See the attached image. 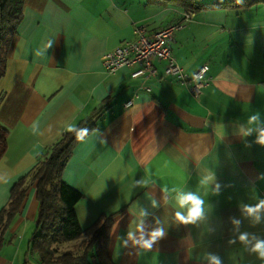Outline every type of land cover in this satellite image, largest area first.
Here are the masks:
<instances>
[{
  "label": "crops",
  "instance_id": "0c3cea01",
  "mask_svg": "<svg viewBox=\"0 0 264 264\" xmlns=\"http://www.w3.org/2000/svg\"><path fill=\"white\" fill-rule=\"evenodd\" d=\"M182 13L143 0L24 1L0 81V126L9 132L0 210L42 149L96 114L62 179L81 194L74 210L82 231L112 217L105 260L264 264L252 251L264 241V208L248 212L264 202V0L195 11L174 33L170 50L185 73L210 69L212 81L198 96L191 83L103 68L102 57L134 40L136 26L154 32ZM154 66L163 74L164 62ZM189 194L203 211L182 223L177 213L188 209L179 200ZM37 210L33 184L5 233L0 264H39L30 252ZM157 231L163 235L143 247Z\"/></svg>",
  "mask_w": 264,
  "mask_h": 264
},
{
  "label": "trees",
  "instance_id": "16d2710c",
  "mask_svg": "<svg viewBox=\"0 0 264 264\" xmlns=\"http://www.w3.org/2000/svg\"><path fill=\"white\" fill-rule=\"evenodd\" d=\"M25 0H0V81L11 42L23 20ZM147 5L175 6L183 11L220 8H247L262 0H143ZM181 18V21H182ZM192 20V19H191ZM179 23V22H178ZM3 96L0 97V104ZM96 114L80 122L53 145L42 149L33 168L11 188L7 204L0 210V250L5 244V233L19 214L29 187L36 184L38 210L30 252L39 264H110L103 256L108 247L112 217H101L96 226L82 231L74 206L81 194L62 179L64 169L75 145L94 127ZM9 132L0 126V161L8 147ZM100 223V225H98Z\"/></svg>",
  "mask_w": 264,
  "mask_h": 264
},
{
  "label": "built area",
  "instance_id": "2783aa9c",
  "mask_svg": "<svg viewBox=\"0 0 264 264\" xmlns=\"http://www.w3.org/2000/svg\"><path fill=\"white\" fill-rule=\"evenodd\" d=\"M193 17L194 12L188 11L183 14L182 21L179 23L150 33L144 25L136 26L134 40L121 43L102 57L105 73L113 75L121 68H127L132 71L131 77L134 79L170 78L182 86L191 83L190 91L198 96L202 88L212 81L210 69L202 66L196 72L187 74L177 64L170 50V42L174 33L183 29ZM155 61L165 63L163 74L159 73L154 66Z\"/></svg>",
  "mask_w": 264,
  "mask_h": 264
},
{
  "label": "clouds",
  "instance_id": "9594fccd",
  "mask_svg": "<svg viewBox=\"0 0 264 264\" xmlns=\"http://www.w3.org/2000/svg\"><path fill=\"white\" fill-rule=\"evenodd\" d=\"M252 119L254 120L255 117H253ZM72 130L73 129H70V131ZM259 142L264 144V133L261 134V139ZM179 203H180L181 208L187 207L188 209L187 216L177 213V218L182 223H193L195 219H198L201 216L202 211H203V208H202L203 201L197 198L196 196L191 195V194L184 195L180 198ZM260 208H264V202H262L257 208L248 209V212L250 215H252V214L257 213ZM162 235H163L162 231H157V232L152 233V238L145 241L142 246L145 248H151V245L152 243H154L155 238L162 236ZM246 239H247L246 235H242L240 237L241 241H245ZM252 251L257 253L260 259L264 260V241H258L255 244V246L252 248ZM212 264H220L219 259L213 257Z\"/></svg>",
  "mask_w": 264,
  "mask_h": 264
},
{
  "label": "rangeland",
  "instance_id": "374dc122",
  "mask_svg": "<svg viewBox=\"0 0 264 264\" xmlns=\"http://www.w3.org/2000/svg\"><path fill=\"white\" fill-rule=\"evenodd\" d=\"M211 2V1H210ZM210 2H205V3H210ZM162 29V28H161ZM148 30V29H147Z\"/></svg>",
  "mask_w": 264,
  "mask_h": 264
}]
</instances>
